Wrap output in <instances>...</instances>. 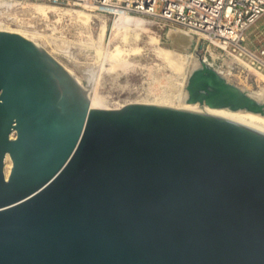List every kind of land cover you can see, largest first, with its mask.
<instances>
[{
    "label": "water",
    "instance_id": "obj_1",
    "mask_svg": "<svg viewBox=\"0 0 264 264\" xmlns=\"http://www.w3.org/2000/svg\"><path fill=\"white\" fill-rule=\"evenodd\" d=\"M82 71L0 29V264H264V125L92 108ZM185 88L264 113L205 64Z\"/></svg>",
    "mask_w": 264,
    "mask_h": 264
},
{
    "label": "rangeland",
    "instance_id": "obj_2",
    "mask_svg": "<svg viewBox=\"0 0 264 264\" xmlns=\"http://www.w3.org/2000/svg\"><path fill=\"white\" fill-rule=\"evenodd\" d=\"M161 5L162 2L158 1L155 9L159 10ZM63 8L82 9L95 14L90 16L87 22H83L68 15L60 18L50 12L46 20L32 17L19 8L0 7V27L16 30L25 26L42 33L45 37L41 40L43 44L45 42L46 50L51 51V55L56 56L54 58L60 64L71 69L79 77L89 76L83 69H92L96 78L93 87L89 89V101L99 100L101 97L100 99L113 109L128 103L170 102L171 97L174 103L184 89L186 91L188 80L185 78L190 74L194 59L203 62L204 56L221 75L243 91L248 93L264 90V54L262 63H257L244 54L241 58L256 69H241L232 60H212L205 48L201 47V44H205L202 39L197 42L190 34L176 29L156 15L132 16L146 19L148 23L141 28L134 25L126 28L114 27L112 30L116 32L113 33L110 27L116 18L78 6ZM103 21L107 24L105 34H102ZM109 33L114 34H110L111 41ZM245 45L253 53L264 49V14L247 30ZM168 50L173 54L172 57ZM171 61H175V64ZM180 83L185 84L183 86Z\"/></svg>",
    "mask_w": 264,
    "mask_h": 264
},
{
    "label": "built area",
    "instance_id": "obj_3",
    "mask_svg": "<svg viewBox=\"0 0 264 264\" xmlns=\"http://www.w3.org/2000/svg\"><path fill=\"white\" fill-rule=\"evenodd\" d=\"M62 6H78L112 16L156 15L176 29L202 39L205 52L224 61L226 50L262 61L264 49L251 52L245 45L247 30L264 14V0H43ZM162 2L159 10L155 9ZM172 29V28H169ZM215 53V56H214ZM257 58V59H255ZM204 64L214 68L206 56ZM217 70V69H216Z\"/></svg>",
    "mask_w": 264,
    "mask_h": 264
},
{
    "label": "bare ground",
    "instance_id": "obj_4",
    "mask_svg": "<svg viewBox=\"0 0 264 264\" xmlns=\"http://www.w3.org/2000/svg\"><path fill=\"white\" fill-rule=\"evenodd\" d=\"M47 2L48 1H43V0H34V1H30V0H0V7H2V8L3 7H5V8H11V7L12 8H14V7L15 8H19L24 13H27L30 16H32V17L34 16V17H37V18L39 17V18H45L46 19V18L49 17V14L51 12V13H55V14L59 15L60 18L63 15H68V16H71V17H76L80 21H83V22H87V20L90 18V16H92V15L95 14V13H91V12H86L85 10H82V9H69V8L67 9V8H63L64 6H62V5H57L56 4L57 5L56 6L55 4H50V3H47ZM146 23H148V21L146 19H139V18H135V17H132V16L122 15V16L116 17V19L114 20V22L112 23V25H111L110 28H111V31H114L113 33H115L116 31L115 30H112L114 27H117V28L125 27L126 28V26L130 27V25H134L136 27H140L141 28V27H145ZM24 28H25V26L23 27V29H16V30H14V29L1 28L0 27L1 30H7V31H11V32H17V33L21 34L22 36H24V37L32 40L35 43H37L46 52L49 51V50H46L45 42L43 44V42L41 40L42 37H45V35H43L42 33L38 32L37 30H31V29H29L27 27L25 29ZM106 28H107V24H106L105 21H103V23H102V34L103 33L105 34ZM142 30H144V28ZM113 33H109V37H110L109 38L110 39L109 41H111V38H112V35L110 36V34H113ZM115 35H117V34H115ZM49 43L51 44L52 42H49ZM118 50H119V48H118ZM49 52H50V54H52L51 51H49ZM171 53H173V52H171ZM168 54L171 57L173 55V54H170V51L168 52ZM214 56H215V53H214ZM54 57L56 58V56H54ZM166 57H167V55H166ZM174 58L175 57H173V59ZM184 59H185V57H184ZM255 59H257V58H255ZM181 60L184 61L183 59H181ZM226 60H232V61H234L237 64V66L239 68H241V69H248V70L256 69L252 64H250L249 62L245 61V59H243L240 56H238V54H236V53H234V52H232L231 50H228V49L225 52L224 61H226ZM174 62H172V63H174ZM258 62L259 63H262V61H260V60H258ZM203 64L204 63L201 62V60H199L197 58L194 59V62H193L192 66H191V69H190V73L192 71L196 70V69H200ZM61 65L64 68L72 71L71 69L67 68L65 65H63V64H61ZM205 65L208 68H210L207 64H205ZM210 69H212V68H210ZM213 70L216 73H218L221 77H223L227 82H229L225 76L221 75L217 70H215V69H213ZM94 74H95V72H94ZM95 78H96V76H95ZM188 78H189V76H188ZM188 78L186 77L185 79L188 80ZM94 82H93V85H94ZM180 84L182 85L183 83H180ZM184 84H183V86H184ZM93 85H92V87H93ZM82 87H83V89H85L84 86H82ZM89 89H88V95H89ZM248 94L252 98H254L256 101H258L259 103H263L264 104V90H261L260 92H248ZM88 98H89V96H88ZM93 98H95V97H93ZM100 98H99V100L96 99L97 101H100L99 103L96 100H94V99L92 100L91 99V101H89L90 107H92V108H98V109H113V108H110L109 107L110 106L109 104H107L106 102L102 101V99H100ZM178 98L179 99L176 98L177 100L175 99L176 102H174V103L172 102L174 100L172 97H171L172 101H170V102H166V101L160 102L159 101V102H156V103H148V102L147 103L148 104H154V105H161V106L172 107V108H176V109H185V110L195 111V112H199V113L214 115V116H220V117H226V118H233V119L245 120V121H250V122H254V123H257V124L264 125V113L252 112V111H248V110H231V109L225 108V107H223V108H221V107H219V108H213V107L209 106L204 101H197L196 103H188L187 102V92L185 91V89H184L183 93L180 95V97H178ZM168 99H170V98H168ZM10 167H11V161H10V158L8 157V155H7L6 158H5V167H4V171H5V175L6 176L9 173Z\"/></svg>",
    "mask_w": 264,
    "mask_h": 264
},
{
    "label": "flooded vegetation",
    "instance_id": "obj_5",
    "mask_svg": "<svg viewBox=\"0 0 264 264\" xmlns=\"http://www.w3.org/2000/svg\"><path fill=\"white\" fill-rule=\"evenodd\" d=\"M221 108H223V107H221ZM225 108H227V107H225Z\"/></svg>",
    "mask_w": 264,
    "mask_h": 264
}]
</instances>
